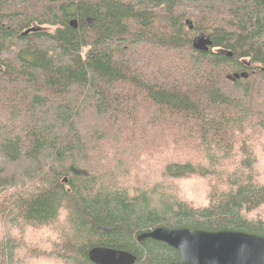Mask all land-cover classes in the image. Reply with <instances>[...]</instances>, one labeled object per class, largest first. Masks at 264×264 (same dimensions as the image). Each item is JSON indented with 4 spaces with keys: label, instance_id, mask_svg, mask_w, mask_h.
<instances>
[{
    "label": "trees",
    "instance_id": "16d2710c",
    "mask_svg": "<svg viewBox=\"0 0 264 264\" xmlns=\"http://www.w3.org/2000/svg\"><path fill=\"white\" fill-rule=\"evenodd\" d=\"M258 167L264 0H0V264L176 261L156 227L264 237Z\"/></svg>",
    "mask_w": 264,
    "mask_h": 264
},
{
    "label": "water",
    "instance_id": "95a60500",
    "mask_svg": "<svg viewBox=\"0 0 264 264\" xmlns=\"http://www.w3.org/2000/svg\"><path fill=\"white\" fill-rule=\"evenodd\" d=\"M191 27V23L186 21ZM71 25L75 21L70 22ZM34 31L27 29L23 35ZM211 45L208 36L198 34L192 39V47L206 51ZM247 77L246 73L234 74ZM144 237L161 241L178 250L180 257L173 262L160 264H264V237L238 232L189 230L187 228L169 229L156 227ZM88 259L94 264H133L136 257L129 252L103 246L92 247Z\"/></svg>",
    "mask_w": 264,
    "mask_h": 264
},
{
    "label": "rangeland",
    "instance_id": "374dc122",
    "mask_svg": "<svg viewBox=\"0 0 264 264\" xmlns=\"http://www.w3.org/2000/svg\"><path fill=\"white\" fill-rule=\"evenodd\" d=\"M259 171V179L264 180V170L260 167L257 168ZM201 177H196L191 182H183L181 184V190L178 189L186 202L190 205L201 206L206 204V197L208 193L211 191L212 186L209 187V181L206 179H202ZM257 178H255V181ZM215 183H213L214 185ZM247 217L252 219L260 218L264 220V204L260 205L258 208L250 211L249 213H245ZM42 233V234H40ZM50 236L51 233L48 232L47 229H39V230H31L27 232V236H36L39 238H44L46 236ZM50 264L53 262L50 261Z\"/></svg>",
    "mask_w": 264,
    "mask_h": 264
}]
</instances>
